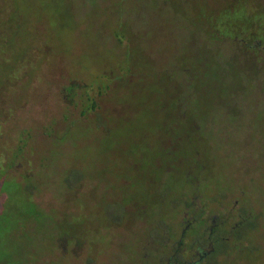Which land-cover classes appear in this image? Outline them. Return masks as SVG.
<instances>
[{
    "label": "rangeland",
    "instance_id": "rangeland-1",
    "mask_svg": "<svg viewBox=\"0 0 264 264\" xmlns=\"http://www.w3.org/2000/svg\"><path fill=\"white\" fill-rule=\"evenodd\" d=\"M231 1L0 0V165L41 210L9 186L0 264H140L183 200L218 198L247 220L213 264H264V56L203 17Z\"/></svg>",
    "mask_w": 264,
    "mask_h": 264
},
{
    "label": "flooded vegetation",
    "instance_id": "flooded-vegetation-1",
    "mask_svg": "<svg viewBox=\"0 0 264 264\" xmlns=\"http://www.w3.org/2000/svg\"><path fill=\"white\" fill-rule=\"evenodd\" d=\"M193 175L199 178L197 173ZM189 195L192 199H196L198 189L193 188ZM156 197L159 198V196ZM218 199L215 203L218 208L222 209L220 212L208 210L206 208H209L208 202L205 201L200 203L191 200L187 203L183 200V219L177 224L179 230L173 231L167 224L161 225L160 231L152 232L153 229L150 228L149 232L142 237L143 243L140 249L144 261L142 260L140 264H213L214 253L224 252L228 240L240 248L242 228L246 224L247 217L242 215L241 208L238 207L235 210L232 207L225 210V203ZM213 200L210 199V201ZM138 206L141 209L137 214L141 219L146 207L144 204ZM103 214L107 224L114 223L116 220L114 213L109 210ZM187 215L188 217L184 219ZM73 239L78 242L81 249L86 243L88 251L90 247L93 249L97 244V241L91 237ZM64 243L66 244L65 240Z\"/></svg>",
    "mask_w": 264,
    "mask_h": 264
},
{
    "label": "trees",
    "instance_id": "trees-1",
    "mask_svg": "<svg viewBox=\"0 0 264 264\" xmlns=\"http://www.w3.org/2000/svg\"><path fill=\"white\" fill-rule=\"evenodd\" d=\"M242 1L233 0L224 5L215 15L206 14L203 17L207 20L208 32L211 37L230 39L241 43L260 58L262 55L264 56V14L260 11L264 4L256 1L253 8L245 10ZM6 167L8 165H0V216L6 218L4 214L7 213L5 209L10 198L9 186L17 187L20 195H22L21 206L23 208L18 214L27 217L33 215L35 211L41 212L36 207L29 187H26L28 182L15 176L12 177L11 181L8 180L9 174L5 172Z\"/></svg>",
    "mask_w": 264,
    "mask_h": 264
}]
</instances>
